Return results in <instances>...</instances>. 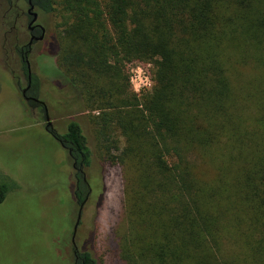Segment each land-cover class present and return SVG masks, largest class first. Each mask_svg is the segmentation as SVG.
Segmentation results:
<instances>
[{
    "label": "trees",
    "instance_id": "1",
    "mask_svg": "<svg viewBox=\"0 0 264 264\" xmlns=\"http://www.w3.org/2000/svg\"><path fill=\"white\" fill-rule=\"evenodd\" d=\"M33 4L58 19L57 68L92 128L70 121L62 139L83 167L122 173L119 261L264 264V0ZM134 64L150 65L140 95ZM92 180L75 186L78 208ZM12 189L0 178V205Z\"/></svg>",
    "mask_w": 264,
    "mask_h": 264
},
{
    "label": "rangeland",
    "instance_id": "2",
    "mask_svg": "<svg viewBox=\"0 0 264 264\" xmlns=\"http://www.w3.org/2000/svg\"><path fill=\"white\" fill-rule=\"evenodd\" d=\"M5 10L0 9V178L10 181L13 189L0 205V264H65L63 259L74 264L71 245L65 247L61 241L72 230L78 209L73 196L77 171L68 151L44 130L42 113L21 98L26 79L20 61L10 53L13 35H7L9 44L4 42L11 26L8 21L3 26ZM39 20L50 42L58 19L51 13L41 14ZM48 41L41 47L42 55L29 59L34 93L46 105L58 136L75 121L92 140L88 113L77 112ZM83 171L93 180L75 238L78 253L91 252L97 264H122L112 235L122 228V173L118 167L100 166Z\"/></svg>",
    "mask_w": 264,
    "mask_h": 264
},
{
    "label": "flooded vegetation",
    "instance_id": "3",
    "mask_svg": "<svg viewBox=\"0 0 264 264\" xmlns=\"http://www.w3.org/2000/svg\"><path fill=\"white\" fill-rule=\"evenodd\" d=\"M3 8L6 9L4 11L5 16H3L2 18V20L5 21L3 23V26L7 25V21L9 24L11 23L10 29L7 32L6 36L4 37L5 39L4 42L5 45L9 44V41L7 40V35H13L12 41L14 43V46L12 47V49H10V53L12 56H15L20 61L21 71L26 79L25 87L20 89L21 98L23 101H25V103L29 107L33 108V111L39 110L42 113L45 122L46 110L47 113L49 111L46 105L42 101H40L39 97L36 96V94L34 93L35 84L31 72L32 71L31 62L29 61L30 57L33 55H38V56L42 55L43 50H41V47L46 45V42L48 41L47 40L48 37L46 35L47 30L39 20L40 15L42 13L34 6L33 0H0V9ZM49 43H50L49 48L54 45L52 39ZM26 88H28V90L26 91L25 94H23V91ZM34 100L42 102L44 105ZM45 126L46 123L44 125V130H45ZM49 130L46 132L52 137ZM53 133H54V137L52 138L55 141H57L63 149H66L68 151V155L72 160V168L75 171H77L76 185H78L79 180H82L83 182L84 180L86 181V176L83 171L85 168L83 167V161H84L83 156L79 154V156L76 157V152L74 150L73 144L66 141L65 139H62L61 136H58L55 130ZM81 170L83 173L81 172ZM80 205L81 203L79 204V206ZM74 258H75L74 264H76L78 258H76V256H74Z\"/></svg>",
    "mask_w": 264,
    "mask_h": 264
},
{
    "label": "built area",
    "instance_id": "4",
    "mask_svg": "<svg viewBox=\"0 0 264 264\" xmlns=\"http://www.w3.org/2000/svg\"><path fill=\"white\" fill-rule=\"evenodd\" d=\"M149 66L134 64L129 70V83L133 92L140 95L143 92L149 91L152 87L151 78L148 73Z\"/></svg>",
    "mask_w": 264,
    "mask_h": 264
},
{
    "label": "water",
    "instance_id": "5",
    "mask_svg": "<svg viewBox=\"0 0 264 264\" xmlns=\"http://www.w3.org/2000/svg\"><path fill=\"white\" fill-rule=\"evenodd\" d=\"M28 90V88H26L24 91H23V94L26 93V91ZM28 100H31V99H28ZM36 101V100H34ZM42 105H44L42 102H39V101H36ZM45 107V106H44ZM46 109V108H45ZM45 123H46V126H45V131H48L49 129V132L50 134L52 135V137H54V130H53V126H52V123L50 121V117L47 113V110H46V114H45ZM82 172V170H81ZM83 173V172H82ZM84 182L86 183V181L84 180ZM87 202V197L84 199V201L81 203V205L79 206L78 208V213H77V217H76V221H75V224H74V227H73V234H72V237H71V245H72V251H73V255L76 256V258H78L77 256V253H78V250H77V246L75 244V237H76V234H77V230H78V226H79V223L81 221V215H82V210L85 206Z\"/></svg>",
    "mask_w": 264,
    "mask_h": 264
}]
</instances>
